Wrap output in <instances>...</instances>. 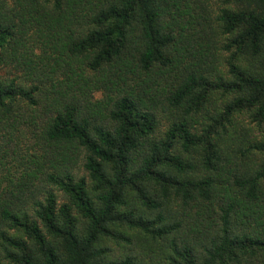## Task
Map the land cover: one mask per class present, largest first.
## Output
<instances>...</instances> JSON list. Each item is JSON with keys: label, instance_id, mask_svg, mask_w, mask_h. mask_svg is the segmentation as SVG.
Segmentation results:
<instances>
[{"label": "trees", "instance_id": "obj_1", "mask_svg": "<svg viewBox=\"0 0 264 264\" xmlns=\"http://www.w3.org/2000/svg\"><path fill=\"white\" fill-rule=\"evenodd\" d=\"M220 1L0 0V264H264V0Z\"/></svg>", "mask_w": 264, "mask_h": 264}, {"label": "rangeland", "instance_id": "obj_2", "mask_svg": "<svg viewBox=\"0 0 264 264\" xmlns=\"http://www.w3.org/2000/svg\"><path fill=\"white\" fill-rule=\"evenodd\" d=\"M215 5L220 6L221 1L215 0ZM235 123H236L238 129H242L241 127H243L244 130L249 131L253 135H257V134L259 135L261 133L260 130L257 128V126H255V124H251V121H250L247 114H242L239 117H237L235 119Z\"/></svg>", "mask_w": 264, "mask_h": 264}]
</instances>
